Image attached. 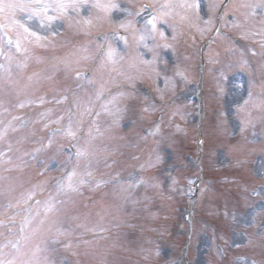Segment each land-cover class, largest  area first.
I'll use <instances>...</instances> for the list:
<instances>
[{"label":"rangeland","instance_id":"rangeland-1","mask_svg":"<svg viewBox=\"0 0 264 264\" xmlns=\"http://www.w3.org/2000/svg\"><path fill=\"white\" fill-rule=\"evenodd\" d=\"M142 1L40 0L41 3L65 4L67 7L55 11L52 9H48L47 11L39 9L38 14L34 15L32 19L28 18L29 11L22 12L17 10L15 19L23 23L30 31H37L38 35L41 36V40L37 41L35 37L26 34L28 43L25 41L26 43L24 44L20 41L22 48L26 51L25 54L30 57L27 63L24 62V58L17 60L9 55L7 58L4 55L0 57L2 60L0 61V66H2L0 67V131L7 128L6 134L0 138V153L4 154L0 159L10 160L9 163H0V200L3 202V205H0V210L4 208V211L9 212L7 211V209H10L8 207L9 204L12 207L17 206L20 212L16 218L24 219L26 209L32 199L27 203H18L22 199L19 192L26 194L35 190V195L32 198L38 194L45 195L50 192L46 186L48 183L47 177L50 178L52 175L50 173L52 172H63L65 164H62V166L61 164L53 165L54 159L50 161L47 155L44 160V167L47 170H35L29 163L19 161L26 158L20 156L18 142L22 144V147H27V145L32 143L33 136L46 127V125L47 127L59 125L66 120L67 115L71 113L70 110L76 109L77 113H79L77 118L72 120L73 128L80 131L83 125L86 124L89 125L86 132L88 135L90 131L92 133L91 136L89 135L86 145H88L89 152L93 154L91 157L93 175L84 177L87 181L91 179L89 181L91 183L82 185L76 193L62 196H58L56 193L50 195L63 201L62 204L57 205L59 211L48 214L46 218L44 214L36 218L31 226L27 227L28 230H31L30 233L28 234L24 230V234L26 233L27 237L20 240L21 247L19 248V252L13 249L11 245L2 249L3 253H5V259L10 260L15 257L17 264H68L66 263L68 258L71 260L70 264H177V262L178 264H224L222 261H219L220 256L216 250L217 241H220L227 249L238 248V250H246L243 252L235 250L232 259L233 264H256L258 261L259 251L264 247V186H257L256 184L258 183L253 179V176L256 175L259 178H264V105L254 100H250L247 107L244 105L242 93L243 86H245L244 77L229 80L228 83L226 94L227 111L231 116L234 113V108H236L237 113L236 117H233V121L230 122V136L227 137V119H223L221 112L222 105L219 103L221 93L227 83L224 77H222V71L219 73L210 72V75L212 73L215 75L212 80L213 90L210 94V100L213 108L215 102H217L216 108H218V112L215 115L213 112L211 117H213L214 121L207 127V132L209 135H213L214 133L221 134L225 142L226 153L224 151L223 153L218 152V156L214 158L217 160L213 161L211 157L209 163L211 170H214L213 168H220L219 170L231 171L232 175L236 178H243L245 179L244 182L248 181L253 187L255 185L257 187L253 193L249 191V196L247 197L246 193L244 196L240 194L241 190L245 188L243 187L244 185H240L238 180L236 183L231 181V185L230 183L226 185V187L229 186V193H226L229 197L222 191L220 193L222 198H218V200H216L217 194H212L214 186L210 191L201 190L197 205L198 208L202 207L201 212L205 206V211L201 214L204 220L201 218L197 223L195 230V255L190 257L189 262L185 258H182V256L177 261L179 253L175 255V251L172 250L171 252V249H168L172 247L169 242H172L176 246L178 240L175 239L174 241L176 233L166 223L170 220L169 217L177 219V213H181L178 208L181 206L184 207L182 215L185 217L189 215L191 195L193 193L192 180L197 175L189 172H180L173 178V183L168 189L165 182L157 174L154 177L156 182L149 183L144 181L142 187L132 188L126 192V196H124L128 200V205L126 206H119L111 199L107 191L106 177L102 173L103 169H101L103 167L101 165L103 163L102 156L107 152L121 155L123 148L125 150L131 147L128 140L123 144V148L112 146V143L116 142L118 137L121 140H126L123 136L117 135L120 134L117 133L118 130L133 126L127 129L128 133L131 132V134L126 133L125 137L128 139L136 137L135 139L138 143H143L142 110L141 112L137 111L139 107H142V104H137V101L140 100L142 102V88L140 86L142 87V80L148 79V77H145L144 71L151 72V75L162 74L161 78H170L167 73L165 77L163 75L167 64H164L162 57L157 56V60L154 59V56L149 59L146 57L144 60L142 58V49L144 47L138 44V37L142 33L141 19L146 17V12L136 10L138 7L140 8ZM152 1L157 4L160 0ZM169 1L171 4L177 5L173 9L172 14L167 16L174 23H178L180 26V17L185 16L188 20L190 18L189 14L192 13V18L196 22L195 24L204 25V22L199 20L201 18L199 7L198 10L197 8H190L188 10L187 7L181 8L178 6L180 4H187L185 0H177V4L175 0ZM245 1H247L248 12H250L251 18L256 23L254 27L257 32L254 35L264 36V7L259 6L262 4V0H258V4L256 0ZM14 2L33 3L34 0H14ZM111 4L116 5V7L110 9L104 7ZM96 5H101V7H97ZM199 6H201L200 3ZM0 16L4 20V14H0ZM47 17H53V19L48 21ZM68 19L71 22L69 26L74 27L73 33H68L71 38L90 35L92 31H95L96 33L103 34V39H106L107 36L111 38L113 35L121 37L124 41L127 39V44L129 45L130 43L131 49L134 50L135 54H132L126 44L125 50L121 51L120 54L113 55L112 59L116 63L107 62L100 69L101 72L97 76L102 82L104 78L102 74L106 70L105 81H109V78L110 80L119 79L120 83L114 87V91L118 93L116 95L117 99L115 104L111 105L112 110H110V114L108 111L103 114L98 105L101 102L97 98V95L94 96L97 99L96 104H93L92 101H86V95L91 94V92L80 91L78 82L71 81L73 70L88 68L87 64H90L91 58H94V53L93 55L86 53L87 47L82 45L81 50L83 54H81V50L73 53L69 62L71 60V64H75L70 65L64 58H67L71 54V50L68 47L57 44L53 45L52 43L54 39H58L56 36H64L65 22ZM128 20H131L132 24L126 29L121 28L120 23ZM198 20L199 22H197ZM250 20L248 16L240 18V21L244 24L249 23ZM135 22L139 24L140 28H137ZM188 23L190 24V22ZM41 24L44 27H41ZM8 27L16 34H19V31H21L19 27L11 25ZM191 28L189 26V28L182 27V29L177 30L178 38L176 42L182 44L179 40L180 36H182L185 39L182 40L183 44L191 43L193 47H197L208 38L213 26L211 24V27L205 31L203 28L204 34L199 36H196V34L198 31L202 33L201 29ZM235 30L241 32L237 28ZM113 31L115 34H112ZM169 33L170 31H168L167 35ZM242 35L245 36L241 39L244 42H247V40L259 42V37L250 36L249 38L245 34ZM41 42L43 44H40ZM228 45L229 43L224 41L222 50L226 49ZM181 48H183V45ZM259 48L261 49L262 46L260 45ZM54 50H60L64 58L61 56L59 60L49 62L46 57L48 54H53L50 52ZM143 53L144 55L148 54L146 48ZM215 54L221 55V51L218 50L216 52L215 50L211 55L213 65H218ZM256 55L259 56L257 53ZM160 58L162 64L159 63ZM84 60H86L85 63ZM262 60L264 62V56ZM19 64L20 66H25L26 64L29 68L22 67L14 71L15 67ZM182 64H184L183 61ZM232 65H229L230 69L235 68ZM6 71H8L7 74ZM81 77L80 80L82 79ZM101 82L100 84H103ZM125 84L132 87L131 94L125 95L122 92L123 87L118 86ZM174 87L171 84H167L166 88L168 89L164 91L166 94L162 95L163 102L167 103L169 101L173 90H176V87ZM100 90L102 89L100 88ZM194 92L195 90H190L188 93ZM57 98H60L59 103L55 102ZM180 103L181 100L179 98L177 104ZM62 105L68 109H64ZM177 107L180 109V114L177 112L175 115L173 114V120L170 119V124L175 120L178 121L176 125L178 131L175 132L179 138L182 132H186L180 126L179 120L183 124L188 122L189 110L192 108V104H180ZM24 108L37 113V118L31 126L21 129L19 124H17L18 129H16L7 122L4 123L12 116L10 122L14 125L18 120L19 113L23 112ZM117 108L120 109V112L118 115L113 114ZM95 111L98 112V116L90 123V117L93 116ZM43 113H47V116H42ZM57 120L59 123L53 122ZM165 123L168 126L167 121ZM19 132L21 140L16 142L15 138ZM73 140L60 134L56 142L57 144H71ZM158 142L159 161L155 160L153 151L151 153L142 149V158L144 157L146 160H149L154 166H161L165 163L162 149L168 143L162 144V138ZM179 145L180 143L177 142L174 147L180 149ZM251 162L253 171L250 170L252 172L249 173L248 169H250L249 164L251 165ZM86 164V160H80L76 168L78 174L86 171ZM152 164H147L144 167L142 162L139 165V169L143 173H147V169ZM172 169L173 167H171ZM8 177L12 181H9ZM165 177L168 176L166 175ZM98 181L101 182L99 183V187L96 186L97 184L94 186L87 185L95 184ZM185 183L187 184L184 185ZM20 184H22L21 187ZM19 187L20 190L15 194ZM10 189L12 191H8ZM137 189L142 194L141 197L130 198ZM249 200H252L251 207L249 206L248 209L243 210ZM84 201H89L90 203ZM120 204H124V202ZM182 215L180 216L181 218ZM47 218H52L50 222L48 221V225L45 222L41 225L40 221ZM208 219L218 221L220 224L216 223L220 227L225 225L227 230L230 229L232 231L231 237L226 234L217 237L214 231L212 232L208 227L210 221H205ZM58 229L64 234L58 235ZM184 231L187 230L184 229ZM76 233L81 240L80 244L75 243L74 237ZM92 233L101 234L102 238L99 241H90ZM49 234L57 236L58 239L55 244H53L55 241L53 237L55 236L52 238L47 237ZM1 237L4 238V236ZM14 239H0V246ZM59 242H62L63 246ZM57 245L60 254L57 252ZM262 260H264V256Z\"/></svg>","mask_w":264,"mask_h":264},{"label":"snow or ice","instance_id":"snow-or-ice-1","mask_svg":"<svg viewBox=\"0 0 264 264\" xmlns=\"http://www.w3.org/2000/svg\"><path fill=\"white\" fill-rule=\"evenodd\" d=\"M97 7H101V5H96ZM181 8L187 7V8H198V3L193 2V3H188V4H180L178 5ZM260 7H264V0H262V4L259 5ZM65 7H67V5L65 4H58V3H41L40 0H34L33 3H18V2H14V0H0V14H4V20L5 23L0 24V29L2 28H6L8 26H15V27H19L21 29H23V33L27 34L28 36L31 37H35V39L37 41L41 40V36L38 35L37 31H30L28 27H26L23 23H21L19 20L15 19V14L17 12V10L20 11H29V19H32V17L34 15L38 14V10L39 9H44L45 11H47L48 9H52L53 11L57 10V9H64ZM106 9H110V8H115L116 5L111 4V5H106L104 6ZM177 7V5L175 4H171V3H164L161 4L159 9H157V11L159 12V15H153L152 18L149 20V24L151 25V29L148 32H144L141 33L138 37V44L142 45L144 48H146L149 52H154V48L149 47V45L147 43H145V41L152 39H155V36L152 35V33H156V35H159L161 38H164V32L159 31L156 27L157 22L162 20L164 17H167L169 15L172 14L173 9H175ZM53 19V17H47L48 21H51ZM166 22V21H165ZM209 27L212 24V21L209 19L208 21L205 22ZM132 24L131 20L128 21H122L120 23V27L121 28H128L130 25ZM41 27H44L43 24H41ZM175 38V37H173ZM9 44L12 43V41L9 39L8 41ZM125 43H127V40L125 39ZM169 45H165V47H168ZM16 48L17 50H21V42L18 39L16 41ZM113 49L109 48L106 55L108 57V62L111 63H116V61L114 59H112L113 57ZM2 67V66H0ZM180 75H182V73H178ZM79 75V74H78ZM83 78V77H81ZM101 95H103V91L100 90L97 93V98H99ZM116 97H112L105 105L104 108L106 111H108V104H115L116 101ZM252 99L251 93H249V99L244 100L243 103L244 105H247L249 103V101ZM58 103L60 101H57ZM23 106V105H21ZM145 111H147V109H145ZM120 112V109H115V113L113 114H117ZM42 116L46 117L47 113H43ZM54 123H59V121H53ZM47 126V125H46ZM77 131L78 129H74L73 125H72V120L71 118H69L68 121V125L67 127L62 131V134L64 136H66L68 139L73 140L76 139V135H77ZM98 131V130H97ZM7 132V128H5L4 130L0 131V138H2ZM56 133H53V135H55ZM155 134V132L153 133ZM89 135L91 136L92 133L91 131L89 132ZM52 141L49 140V144H51ZM74 147H76V152H75V159L77 161L80 160H86L87 164L85 165L86 171L84 173H79L77 172V170L75 168H73V170L68 173L67 177L60 183H58L57 185V195L58 196H62V195H68L69 193H76L79 191L80 187L86 183H90L89 181L85 180V176H92L93 172L91 170V166H92V155L87 147H81L79 145H73ZM37 151H41V149H37ZM3 153H0V157H3ZM159 159V157H157V160ZM10 160H3L0 159V163H9ZM99 183L101 182H97V187H99ZM35 195V190L30 191L26 194H24L22 196L21 201H18V203H27L29 200L32 199V197ZM63 201L58 200L56 197H50L48 200L43 202V212L45 215V218L47 217L48 214L50 213H54L59 211V209L57 208L58 204H62ZM37 204H40L39 201H37ZM8 207H12L11 204L8 205ZM26 212L29 213V215L25 216L23 223L21 225L20 228V233H21V238L23 237V232L24 229L27 227H30L33 220L35 219V217H33L30 213H31V208L26 209ZM37 215H39V213H37ZM44 223V220L42 219L40 221V224L42 225ZM58 235H63L64 233L61 232L59 229L57 230ZM9 245H11V247L13 249H15L17 252H19V246H20V241L17 240L15 242L13 241H7L4 245L0 246V264H16V259L15 257L11 260L9 259H5V253H3V248L4 247H8Z\"/></svg>","mask_w":264,"mask_h":264}]
</instances>
